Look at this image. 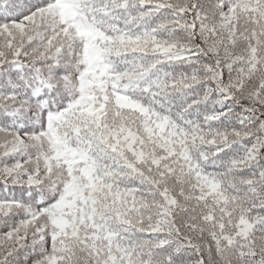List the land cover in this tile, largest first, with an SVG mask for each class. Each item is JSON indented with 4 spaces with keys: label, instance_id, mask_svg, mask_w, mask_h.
<instances>
[{
    "label": "snow or ice",
    "instance_id": "6c2138e0",
    "mask_svg": "<svg viewBox=\"0 0 264 264\" xmlns=\"http://www.w3.org/2000/svg\"><path fill=\"white\" fill-rule=\"evenodd\" d=\"M0 264H264V0H0Z\"/></svg>",
    "mask_w": 264,
    "mask_h": 264
}]
</instances>
